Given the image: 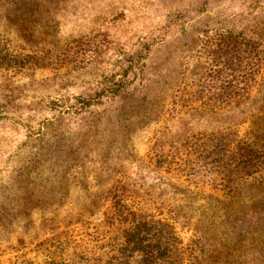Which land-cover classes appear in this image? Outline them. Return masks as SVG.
Here are the masks:
<instances>
[{
    "label": "rangeland",
    "instance_id": "374dc122",
    "mask_svg": "<svg viewBox=\"0 0 264 264\" xmlns=\"http://www.w3.org/2000/svg\"><path fill=\"white\" fill-rule=\"evenodd\" d=\"M262 31L264 0H0V264H87L119 189L168 224L172 264L263 257V227L211 213L263 180L241 168ZM247 54L252 82L231 92L253 105H212ZM208 196L222 203L203 213Z\"/></svg>",
    "mask_w": 264,
    "mask_h": 264
},
{
    "label": "trees",
    "instance_id": "16d2710c",
    "mask_svg": "<svg viewBox=\"0 0 264 264\" xmlns=\"http://www.w3.org/2000/svg\"><path fill=\"white\" fill-rule=\"evenodd\" d=\"M261 43L264 44V31L260 35ZM264 52V49L263 51ZM258 63L253 61L250 54L245 56L244 63L240 69L243 72L240 81H236V76L233 75L236 68L229 63L228 68L230 74L233 75L226 81L225 88L230 89V92L209 97L207 100L217 108H225L235 110L237 108H249L251 100L248 95L242 96L233 91L237 84L242 83V90H247L252 82L254 69ZM235 76V77H234ZM258 96H262L261 105H257L259 110L264 106V78L258 83ZM256 125V126H255ZM253 139L245 140L242 147V166L245 175H251L254 172L262 171L263 180L259 183H245L241 188L234 189L231 196L233 201L239 203L240 207L236 210L228 208L214 209L216 205L222 202L215 197L208 196L209 205L203 209L208 211L209 207L213 210L211 213L222 211L223 222L221 225H232L240 230L251 227L264 229V116L259 117L254 122ZM228 169V168H227ZM235 169L229 170L231 177ZM232 182L233 180L230 179ZM118 183V182H117ZM231 189V187H229ZM128 192L124 189L113 190L110 192L111 206L110 213L106 215V223L108 224V242L102 251H99L93 257H86L93 264H172L173 252L170 245L172 232L166 222L155 219L154 215L146 214L142 211L134 210L129 203L127 196ZM214 218V217H213ZM245 225H248L245 227ZM264 231V230H263ZM250 232V229L247 233ZM237 232H226V236L235 235ZM254 235V234H252ZM260 241L264 244V234L259 233ZM242 238L239 237L240 241ZM262 244V245H263ZM207 259H201L199 262H205ZM65 263V262H64ZM62 263V264H64ZM61 264V263H58ZM209 264H264V256L259 257H243L241 255L232 256L229 252L226 254L214 255Z\"/></svg>",
    "mask_w": 264,
    "mask_h": 264
}]
</instances>
